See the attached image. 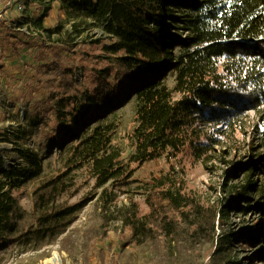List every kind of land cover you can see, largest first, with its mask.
<instances>
[{
	"label": "trees",
	"instance_id": "16d2710c",
	"mask_svg": "<svg viewBox=\"0 0 264 264\" xmlns=\"http://www.w3.org/2000/svg\"><path fill=\"white\" fill-rule=\"evenodd\" d=\"M55 1L77 21L75 32L78 26H96L114 41L102 45L95 61L105 68L90 73L86 93H71L75 80L64 75L69 80L28 119L30 130L21 132V141L41 137L42 151L27 146L19 152L25 165L7 170L0 156V251L57 242L97 199L103 228L119 221L137 246L157 252L165 264H194V253L210 245L211 264H239L229 256L234 243H264V0H50ZM49 10L42 8L37 24L51 35L41 28ZM170 74L172 90L164 84ZM130 101L136 109L128 161L134 165L162 157L206 165L221 157L215 147L222 128L237 130L247 113L262 127L258 150L225 173L224 185L232 184L219 204L202 202L170 167L145 188L142 206L132 200L117 206V194L106 185L124 175L125 165L113 144L118 122L111 116ZM42 128L49 132L42 135ZM55 153L66 156V170L45 177L42 159ZM84 166L99 194L61 202L72 187L71 172ZM32 181L39 187L32 193L30 219L14 192ZM248 214L256 218L250 228L224 229L231 215ZM257 256L264 259V248Z\"/></svg>",
	"mask_w": 264,
	"mask_h": 264
},
{
	"label": "rangeland",
	"instance_id": "374dc122",
	"mask_svg": "<svg viewBox=\"0 0 264 264\" xmlns=\"http://www.w3.org/2000/svg\"><path fill=\"white\" fill-rule=\"evenodd\" d=\"M46 6L50 10L41 28L53 31L51 35L39 29L37 24L39 12ZM74 22L77 21L63 14L59 1L0 0V156L6 170L15 163L25 165L19 152L27 146L38 153L42 151L41 137L33 136L30 142L24 143L21 132L30 130L28 119L46 107L44 102L51 92L61 89L62 81L69 80L64 75L70 74L75 80L76 88L70 92L81 96L90 87L87 84L92 80L90 73L101 74L105 68L104 63L95 59L100 56L102 45H110L114 40L104 36L96 26L87 29L78 26L77 33L73 29ZM6 26L12 32L7 34ZM95 41L99 43L93 44ZM164 84L172 90L174 74H170ZM178 96L174 94V98ZM75 107L80 111L78 102ZM135 109L134 101H130L111 116L118 122L113 144L123 152L121 159L125 165L124 175L106 185L109 191L117 194V206L131 200L142 206L145 188L170 167L181 173L187 188L202 202L219 204L225 198V190L232 184L227 180L224 185L225 173L233 165L250 160V155L258 150L257 130L262 127H257L258 118L253 113H247L236 125L237 130L222 128L220 142L215 147L216 151L222 152L221 157L206 165L189 158L179 161L165 157L134 165L128 161L132 153L128 136L135 126ZM41 132L44 135L49 130L42 128ZM65 158L55 153L42 159L44 176L64 172ZM70 177L72 187L60 197L61 202L73 204L86 195L99 194L100 189L95 188L88 167L72 171ZM38 187L39 181H32L14 192L30 219L32 193ZM99 207L94 199L78 214L75 223L61 237L65 240V250L60 239L38 249L0 251V264H54L49 259L55 251L61 256L62 264H165L157 252L137 246L131 233L120 228L115 221L103 228ZM253 217L249 214L241 218L231 215L224 229L237 232L248 229L256 220ZM261 248L264 243L250 244L239 240L229 250V256L239 264H264V259L257 256ZM213 252L214 247L210 245L194 253V264H211Z\"/></svg>",
	"mask_w": 264,
	"mask_h": 264
},
{
	"label": "built area",
	"instance_id": "2783aa9c",
	"mask_svg": "<svg viewBox=\"0 0 264 264\" xmlns=\"http://www.w3.org/2000/svg\"><path fill=\"white\" fill-rule=\"evenodd\" d=\"M115 223L119 227L121 226V223L119 221H115ZM51 259H54V264H62L63 263L61 256L56 251L51 253ZM51 259H49V260H51Z\"/></svg>",
	"mask_w": 264,
	"mask_h": 264
},
{
	"label": "bare ground",
	"instance_id": "6f19581e",
	"mask_svg": "<svg viewBox=\"0 0 264 264\" xmlns=\"http://www.w3.org/2000/svg\"><path fill=\"white\" fill-rule=\"evenodd\" d=\"M50 262H53L54 263V259H51Z\"/></svg>",
	"mask_w": 264,
	"mask_h": 264
}]
</instances>
